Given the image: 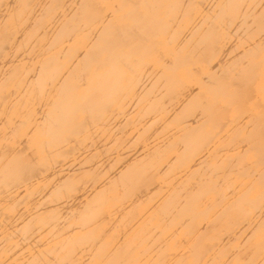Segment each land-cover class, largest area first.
<instances>
[{
  "label": "bare ground",
  "instance_id": "obj_1",
  "mask_svg": "<svg viewBox=\"0 0 264 264\" xmlns=\"http://www.w3.org/2000/svg\"><path fill=\"white\" fill-rule=\"evenodd\" d=\"M0 264H264V0H0Z\"/></svg>",
  "mask_w": 264,
  "mask_h": 264
}]
</instances>
